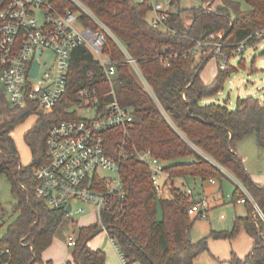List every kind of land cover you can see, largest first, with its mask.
Here are the masks:
<instances>
[{"label": "trees", "instance_id": "trees-1", "mask_svg": "<svg viewBox=\"0 0 264 264\" xmlns=\"http://www.w3.org/2000/svg\"><path fill=\"white\" fill-rule=\"evenodd\" d=\"M81 1L138 61L156 97L136 80L130 65L125 62L123 50L107 36L105 51L117 63L114 84L118 100L121 105L131 107L134 115L127 135L121 129L107 134L109 155L121 160L126 201L122 208L115 206L103 218L109 234L116 239L124 264H195V259L209 250V238L231 240L242 229L255 238L253 253L245 260L233 254L226 264H264V221L255 215L254 205L241 186L236 187L233 199L236 202L245 200L248 215L237 217L232 229L212 230L209 236L194 242L187 239V234L201 217L189 214V208L197 200L174 184L175 178L222 180L229 172L264 209V186L253 181L236 150L237 143L250 134H256L264 141L262 100L252 96L239 98L235 108L217 103L204 104V98L215 96L224 89L234 67L230 66V71L219 68L212 81H205L201 73L212 56L198 59L193 53L199 41L223 32L224 50L231 54L237 43L264 28V0H244L249 6L247 10L236 0H221V4L210 11L203 5L194 7L190 27L185 25L178 10L170 15L165 31L148 22L151 7L147 3ZM180 1L171 0L174 7L179 6ZM52 2L61 12L79 10L72 0ZM82 19L93 25L84 15ZM259 42L257 39L250 41L253 46ZM168 56L172 58L170 66L166 67L163 61ZM86 87L95 88L99 95L105 96L111 84L94 53L88 47H80L72 54L67 95L54 112H37L35 123L25 133V142L32 155L27 166L21 163L12 135L22 118L14 116L13 109L1 94L5 110L13 117L2 118L0 111V174H5L10 181L15 197L13 212L18 213L0 239L1 262L44 263L43 253L52 245L57 230L66 219L65 211L50 209L35 195V170L48 161L46 138L49 129L63 119L76 117L67 113V109L70 103L78 101L79 92ZM105 100L109 101L110 97ZM136 150H151L156 157L170 162L166 170L170 174L171 198H158L151 172L136 159ZM0 210L4 211L1 205ZM99 232L97 224L80 227L72 252L74 263L106 264V254L88 246ZM4 249H9L10 255H3ZM47 264L55 263L49 260Z\"/></svg>", "mask_w": 264, "mask_h": 264}, {"label": "built area", "instance_id": "built-area-1", "mask_svg": "<svg viewBox=\"0 0 264 264\" xmlns=\"http://www.w3.org/2000/svg\"><path fill=\"white\" fill-rule=\"evenodd\" d=\"M72 1L79 7L78 11L66 9L61 12L52 0H0V87L15 116L25 118L35 111L50 114L68 93L73 51L88 47L99 60L110 81V91L101 96L95 88L82 89L78 101L70 103L67 109V113L76 117L63 119L51 126L46 138L48 161L35 170V195L53 210L66 212L71 205V213L75 210V204L80 203V213L91 210L97 213L101 231L117 247L125 263L116 239L109 234L103 218L115 206L122 208L126 201L121 160L109 155L107 134L121 129L127 135L134 115L131 107L121 105L118 100L114 84L117 63L105 51L107 36L118 43L126 56L125 62L145 80L147 89L154 97L155 94L143 76L138 61L109 27L81 0ZM134 1L147 3L151 7L148 22L152 26L164 31L168 29L167 20L174 12L171 0L166 4L157 0ZM83 15L93 23L92 26L82 19ZM222 39V32L213 33L199 41L193 53L197 57L212 53V56L223 61L220 69L229 71L231 58L243 56L253 46L250 43L252 39L264 40V28L257 29L237 43L231 54L224 50ZM46 51L54 55L50 64L46 60L42 62ZM171 58L165 57L164 66H170ZM35 61L39 63L37 76L33 75ZM106 97H110V100L106 101ZM78 111L93 114L80 116ZM134 156L149 168L158 198H165L163 193L170 191V174L165 161L156 157L151 150H136ZM241 187L252 201L255 214L264 221V209L243 185ZM187 194H192V190L188 189ZM241 201L245 203V200ZM208 210V203L200 200L189 208V214L206 216ZM76 243L77 236H69L68 246L75 247ZM2 254L10 255V250L4 249ZM0 264H8V261L1 262L0 259Z\"/></svg>", "mask_w": 264, "mask_h": 264}, {"label": "rangeland", "instance_id": "rangeland-1", "mask_svg": "<svg viewBox=\"0 0 264 264\" xmlns=\"http://www.w3.org/2000/svg\"><path fill=\"white\" fill-rule=\"evenodd\" d=\"M157 1L162 4L168 2V0ZM236 1L242 3V8L244 10L249 9V6L244 0ZM219 2H221V0H216V3ZM202 4V0H181L179 6L174 7V10L176 9L177 11L180 10L181 13H187L191 11L193 7H198ZM204 7L207 11H210L206 5ZM149 18L150 15H148V19ZM53 57L54 55L51 51H46L42 62L44 63V60H46L47 63L50 64ZM200 58L201 57H198V59ZM222 63L223 61L220 58L212 56L201 73L203 79L208 82L212 81L218 73L220 64ZM230 66L234 68L231 69V74L225 82L224 89L215 96L204 98L203 103H217L227 105L229 108H235L239 98L252 96L264 100V40L247 49L243 56L232 57L230 60ZM133 74L136 80L148 90L145 80L141 79L135 71ZM1 94L4 95L8 103L7 96L0 87V111H2V118L11 119L13 116L5 110V104L3 103ZM35 112L27 115L25 118L23 117L22 122L16 127L13 133L19 150L20 160L24 166L29 165L32 160L31 151L25 142V133L35 123V119L37 118V113L35 114ZM42 113L44 112L42 111ZM78 114L80 116H91L93 113L87 114L78 111ZM237 148L241 155L247 158L246 165L249 166L248 168H250V170H258L261 168L260 170L264 172V148L258 147L255 134H250L238 142ZM202 154L206 156L204 153ZM216 182V186H211L209 183L205 184L207 197H205L206 195L202 191L203 188L200 180L197 179L194 182V180L191 179L187 185L194 192L197 201L205 200L207 203L208 201L213 202V206L208 210L206 216H201L195 221L190 232L193 241H199L204 237L209 236L212 230L221 231L232 229L236 216L246 215L248 213L246 205L238 204L233 199L235 185L237 184L235 176L227 173V177L222 180H216ZM163 195L165 197L170 196V191L164 192ZM223 196L224 203L216 205L214 198L218 199ZM14 203L15 197L11 191L10 181L5 174H0V205L4 210H0V214L3 216L0 215V239L7 232L8 226L18 216V213L13 212ZM80 206L81 204L77 203L75 204V210L73 212L66 213V219L57 230L52 245L44 251L43 258H51L57 263L72 261L73 264H76L74 263L72 256L74 248L68 246L69 236H77L80 227L96 224L100 226L97 213L93 210L87 213H80L78 211ZM221 215H224L225 219H222ZM99 229L100 232L93 237L90 241L91 244L95 248L107 249V262L109 264H124L110 238L104 231H101V227H99ZM209 243L210 250L201 253L196 258L195 264H226L224 260L229 258L232 250L244 254L251 245L245 229H242L232 240H216L209 238ZM112 247L114 248L113 251L111 249Z\"/></svg>", "mask_w": 264, "mask_h": 264}, {"label": "crops", "instance_id": "crops-1", "mask_svg": "<svg viewBox=\"0 0 264 264\" xmlns=\"http://www.w3.org/2000/svg\"><path fill=\"white\" fill-rule=\"evenodd\" d=\"M209 3L210 2H208V3H205V2H203V6H205L206 5V7L209 5ZM221 4V2H219V3H216V0H212L211 1V5H210V7H211V9L213 10V9H215L217 6H219ZM201 6V5H200ZM194 8V7H193ZM192 8V9H193ZM174 12H177V10L175 9L174 10ZM181 18L183 19V21H184V23H185V25L187 26V27H190V25L192 24V22H193V19H194V15H193V12H192V10L191 11H189V12H184V13H181ZM201 76H202V74H201ZM207 81V80H206ZM262 102H263V100H262ZM15 116V115H14ZM16 117H18V116H16ZM14 133V132H13ZM13 133H12V135H13ZM249 136V135H248ZM255 136H256V140H257V145H258V147L259 148H264V141L262 142V141H260L259 139H258V137H257V135L255 134ZM13 137H14V135H13ZM246 138V137H245ZM243 140V139H242ZM236 150H237V152H238V154L242 157V159H243V161H244V164H245V167H246V169H247V171L249 172V174L251 175V177H252V179H253V181L256 183V184H258V185H261V186H264V172L262 171V170H260V169H258V170H250V168H248L249 166L248 165H246V160H247V158H245L244 156H242L241 155V153L238 151V148H237V146H236ZM188 161H189V159H188ZM165 163H166V165L168 166L169 164H170V162H167V161H165ZM227 172V171H226ZM228 174H230V175H233V174H231V173H229V172H227ZM234 176V175H233ZM236 178V177H235ZM194 180V182H195V180H200V182H201V185H202V188H203V193L206 195V189H205V184H207V183H209V185H211V186H216L217 185V182H216V180H208V181H202L201 179H199V178H195V177H187V178H175L174 179V184H175V186H177V187H180V188H182V190L183 191H185V192H187V190L188 189H190L187 185H188V183H189V180ZM236 182H237V184L235 185V189H236V187L237 186H242V183L240 182V180H238V178H236ZM168 185H169V187L171 186V180H169L168 181ZM170 189V188H169ZM235 191V190H234ZM195 199H196V197H195V195H194V192L192 191V194H191ZM205 197H207V195L205 196ZM165 198H171V191H170V196H166ZM207 199V198H206ZM214 200H215V204L216 205H218V204H222V203H224V196L222 197V198H218V199H216V198H214ZM238 204H244V205H246L244 202H242V201H238L237 202ZM214 204V205H215ZM208 205H209V209L210 208H212V206H213V202L212 201H208ZM248 212V211H247ZM248 215V213L246 214V215H237L236 216V218L237 217H246ZM222 216H224V215H221V218L222 219H225V216L224 217H222ZM235 218V219H236ZM235 221V220H234ZM246 231V230H245ZM246 233H247V235L249 236V240H250V242H251V245H250V247L248 248V250L244 253V254H240V253H238V252H236V251H234V250H232L231 251V253H230V256H229V258H227V259H225L224 261L227 263V261H229L230 260V258L232 257V255L233 254H235L237 257H239L240 259H242V260H245L246 258H247V256L248 255H250V254H252L253 253V248H254V243H255V238H253L247 231H246ZM234 239V238H233ZM232 240V239H231ZM193 241V240H192ZM194 242H197V241H194ZM88 246L89 247H91L92 249H95V250H97V249H100V250H102L105 254H106V264H109L108 262H107V249H102V248H95L92 244H91V242H89L88 243ZM114 248H115V250L119 253V251H118V249H117V247L114 245ZM114 248L112 247L111 249H112V251L114 250ZM209 250H210V243H209ZM208 250V251H209ZM116 251H114V252H116ZM203 253V252H202ZM119 255H120V253H119ZM121 256V255H120ZM49 260H52L55 264H65L66 262H60V263H57V262H55L53 259H51V258H43V261H44V263H42V264H47V261H49ZM196 260V259H195ZM37 264H41V263H37Z\"/></svg>", "mask_w": 264, "mask_h": 264}, {"label": "water", "instance_id": "water-1", "mask_svg": "<svg viewBox=\"0 0 264 264\" xmlns=\"http://www.w3.org/2000/svg\"><path fill=\"white\" fill-rule=\"evenodd\" d=\"M210 5H211V2L209 3V5L207 6V8L208 9H210L211 10V8H210ZM40 54V53H39ZM210 56H212V53H210L209 55H208V57H207V59L210 57ZM38 68H39V63H38V61H35V64H34V70H33V75L34 76H37V74H38ZM263 105H264V100H263ZM27 191V190H26ZM28 192V191H27ZM71 211V205H69L68 207H67V209H66V212H70ZM256 215V214H255ZM257 216V215H256ZM260 233H261V229H260ZM187 239L190 241V240H192V237H191V235H190V233L189 234H187ZM33 262V261H32Z\"/></svg>", "mask_w": 264, "mask_h": 264}]
</instances>
